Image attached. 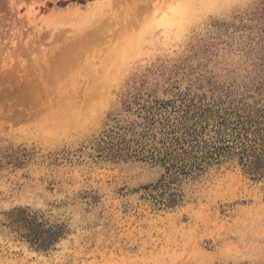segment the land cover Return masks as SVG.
Wrapping results in <instances>:
<instances>
[{"label":"rangeland","instance_id":"obj_1","mask_svg":"<svg viewBox=\"0 0 264 264\" xmlns=\"http://www.w3.org/2000/svg\"><path fill=\"white\" fill-rule=\"evenodd\" d=\"M263 7L0 0V264H264V175L214 165L165 208L161 166L100 154L144 103L262 97ZM28 215L63 231L41 249L14 222Z\"/></svg>","mask_w":264,"mask_h":264},{"label":"trees","instance_id":"obj_2","mask_svg":"<svg viewBox=\"0 0 264 264\" xmlns=\"http://www.w3.org/2000/svg\"><path fill=\"white\" fill-rule=\"evenodd\" d=\"M259 90L262 97L251 101L226 96L211 102L181 97L144 103L140 107L143 121L113 135L105 132L100 154L107 160L134 158L161 166L163 174L152 186L158 193L152 198L165 208L183 202V183L199 179L214 165L235 160L244 173L262 176L264 84ZM14 222L18 230H27L22 237L41 249L55 241L64 228L40 229L43 224L37 223L34 215L19 216Z\"/></svg>","mask_w":264,"mask_h":264},{"label":"clouds","instance_id":"obj_3","mask_svg":"<svg viewBox=\"0 0 264 264\" xmlns=\"http://www.w3.org/2000/svg\"><path fill=\"white\" fill-rule=\"evenodd\" d=\"M245 53L238 52L231 56H229L223 65V68L225 71L230 70L231 68H235L237 66V63L242 61L244 59Z\"/></svg>","mask_w":264,"mask_h":264},{"label":"bare ground","instance_id":"obj_4","mask_svg":"<svg viewBox=\"0 0 264 264\" xmlns=\"http://www.w3.org/2000/svg\"><path fill=\"white\" fill-rule=\"evenodd\" d=\"M79 39H80V38H79ZM61 54H62V53H61ZM63 54H64V53H63ZM58 56H59V55H58ZM58 56H57V57H58ZM59 60H60V59H59Z\"/></svg>","mask_w":264,"mask_h":264}]
</instances>
